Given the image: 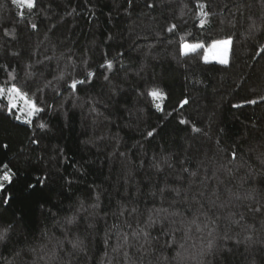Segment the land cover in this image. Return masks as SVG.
I'll use <instances>...</instances> for the list:
<instances>
[{
    "label": "trees",
    "instance_id": "trees-1",
    "mask_svg": "<svg viewBox=\"0 0 264 264\" xmlns=\"http://www.w3.org/2000/svg\"><path fill=\"white\" fill-rule=\"evenodd\" d=\"M12 85L43 111L0 98V264H264V0H0Z\"/></svg>",
    "mask_w": 264,
    "mask_h": 264
},
{
    "label": "snow or ice",
    "instance_id": "snow-or-ice-1",
    "mask_svg": "<svg viewBox=\"0 0 264 264\" xmlns=\"http://www.w3.org/2000/svg\"><path fill=\"white\" fill-rule=\"evenodd\" d=\"M14 4H24L28 9H32L35 7V0H13ZM203 7V5H202ZM207 15V13H204ZM203 23V21H201ZM33 27H36V25H33ZM175 27V26H173ZM171 30V29H169ZM231 44V38L220 40V41H213L212 44L209 46V48L205 51L204 60L207 62L209 59V56H211L213 59H217L219 63L221 64H227L228 59L227 53H228V45ZM222 46V47H221ZM199 48H204V45L202 43H195V44H188L185 43L183 45V49L185 52L187 51H196ZM259 54V53H258ZM108 66L111 67V62H108ZM91 75V73H89ZM78 83H83V81H75L73 80L72 83L69 85L71 89H75L77 87ZM7 96V108L8 111L11 112L13 109L18 107V102L23 101L24 108L21 109L22 112H25L26 116L31 117L41 111L43 109L39 108L30 98L27 97L26 93H22L21 89H19L17 86L12 85L11 87H8L7 89L4 87H0V98ZM148 95H150L154 100L163 101L166 98V93H164L159 88H152ZM261 100H264V97H260ZM187 99L182 100L180 102V106L183 107L185 104H187ZM247 104H256L257 100H247L245 101ZM156 108L160 111L163 110L162 105L160 103H157ZM242 105H235V107H241ZM19 119V117H17ZM181 123H185V121H180ZM40 127H45V125L41 124ZM198 131V129H197ZM154 134H158L156 132V129H153L152 131H149L147 135L149 137H152ZM3 148H7V144H4L2 146ZM231 156L233 159L237 158V152L233 151L231 153ZM19 179V176L17 172L9 166L7 162L0 163V203L3 204H10L13 194L8 191L10 187L14 185L16 180ZM34 183H28L26 185V189L29 190H35L37 186L44 187V185L47 183L49 177L47 174L40 176L36 175L33 177ZM259 207L256 209V211H259ZM69 223H71V220H69ZM13 226H9L7 228H4L0 230V241L7 239V233L10 231V229ZM134 235H136L134 233ZM147 235V234H145ZM127 237L125 236V240ZM79 241L73 242V247H78ZM209 248H212L211 242L209 244Z\"/></svg>",
    "mask_w": 264,
    "mask_h": 264
},
{
    "label": "rangeland",
    "instance_id": "rangeland-1",
    "mask_svg": "<svg viewBox=\"0 0 264 264\" xmlns=\"http://www.w3.org/2000/svg\"><path fill=\"white\" fill-rule=\"evenodd\" d=\"M220 40H225V39H220ZM220 40H215V41H220ZM213 42V41H212ZM212 42L211 43H209L207 46H205V48H204V53H203V60H204V55H205V51L209 48V46L212 44ZM185 43H188V44H195V43H199V42H183L182 44H181V52L182 53H188V52H192V51H187V52H185V50L183 49V45L185 44ZM222 47V46H221ZM229 51H230V45H228V53H227V59L229 60ZM205 61V60H204ZM207 62H217V63H219V61L217 60V59H213L211 56H209V59H208V61ZM22 104V106L24 105L23 104V101H19L18 102V104ZM22 109H23V107H22ZM19 112H21V109H20V111Z\"/></svg>",
    "mask_w": 264,
    "mask_h": 264
}]
</instances>
